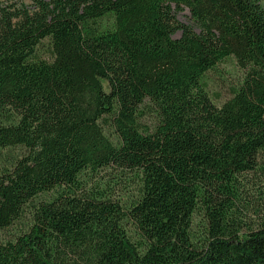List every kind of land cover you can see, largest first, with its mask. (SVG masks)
Listing matches in <instances>:
<instances>
[{
	"label": "trees",
	"instance_id": "16d2710c",
	"mask_svg": "<svg viewBox=\"0 0 264 264\" xmlns=\"http://www.w3.org/2000/svg\"><path fill=\"white\" fill-rule=\"evenodd\" d=\"M28 213L0 264H264V0L1 2L0 230Z\"/></svg>",
	"mask_w": 264,
	"mask_h": 264
},
{
	"label": "rangeland",
	"instance_id": "374dc122",
	"mask_svg": "<svg viewBox=\"0 0 264 264\" xmlns=\"http://www.w3.org/2000/svg\"><path fill=\"white\" fill-rule=\"evenodd\" d=\"M7 1H13V0H0L1 2H7ZM17 1V0H15ZM24 1L26 3H30V0H19ZM178 17L181 21L185 23H191L190 19V13L188 9H185L178 13ZM180 33L177 34L179 36ZM48 40H44V44H48ZM238 70L234 64V61L232 59H228L220 64H218L214 69L209 70L206 72L205 76L203 77V80L205 84L207 85V88L211 94V96L214 98L215 102L218 104H221L223 101L228 99L231 96V88L232 85L236 82V74ZM115 170L113 169H106L100 171L99 174L92 175V180L94 181H109L114 180L111 179V176L115 174ZM119 174V173H117ZM117 182L115 185H113V191L114 196H124L126 193L127 188H131V184L128 181H125L124 179L115 177ZM118 178V179H117ZM124 181V182H123ZM30 220L29 213L23 216V218L19 219L14 225L7 229L0 230V238L2 239H8L11 238L14 234H16L21 227L24 225L25 222Z\"/></svg>",
	"mask_w": 264,
	"mask_h": 264
}]
</instances>
